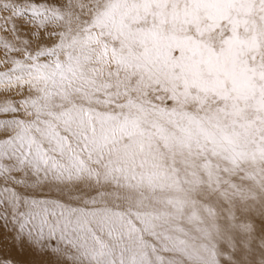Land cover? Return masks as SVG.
Instances as JSON below:
<instances>
[{"label": "snow or ice", "instance_id": "1", "mask_svg": "<svg viewBox=\"0 0 264 264\" xmlns=\"http://www.w3.org/2000/svg\"><path fill=\"white\" fill-rule=\"evenodd\" d=\"M0 13V264H264V0Z\"/></svg>", "mask_w": 264, "mask_h": 264}, {"label": "bare ground", "instance_id": "2", "mask_svg": "<svg viewBox=\"0 0 264 264\" xmlns=\"http://www.w3.org/2000/svg\"><path fill=\"white\" fill-rule=\"evenodd\" d=\"M0 15H3L2 13H0ZM0 38H3V33L0 32Z\"/></svg>", "mask_w": 264, "mask_h": 264}, {"label": "rangeland", "instance_id": "3", "mask_svg": "<svg viewBox=\"0 0 264 264\" xmlns=\"http://www.w3.org/2000/svg\"><path fill=\"white\" fill-rule=\"evenodd\" d=\"M221 248L223 249V246H221Z\"/></svg>", "mask_w": 264, "mask_h": 264}]
</instances>
